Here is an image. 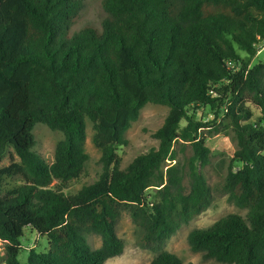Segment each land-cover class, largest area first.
Segmentation results:
<instances>
[{"label":"trees","instance_id":"obj_1","mask_svg":"<svg viewBox=\"0 0 264 264\" xmlns=\"http://www.w3.org/2000/svg\"><path fill=\"white\" fill-rule=\"evenodd\" d=\"M81 8L82 0H0V163L18 158L0 166L5 263L105 264L124 250L116 223L127 212L138 245L156 253L150 264H193L163 246L212 200L201 172L208 123L189 113L201 105L214 110L216 130L218 117L233 126L241 166L224 188L247 212L192 229L187 242L212 264H264V60L250 65L264 46V0H103L101 30L71 32ZM246 102L260 109L257 119ZM148 103L169 108L157 146L121 168L117 149ZM86 119L102 171L65 194L88 159ZM38 123L62 134L51 163L32 149ZM184 142L193 153L179 163L175 145ZM26 227L48 250L30 248L22 263ZM87 234L100 237L98 248Z\"/></svg>","mask_w":264,"mask_h":264},{"label":"rangeland","instance_id":"obj_2","mask_svg":"<svg viewBox=\"0 0 264 264\" xmlns=\"http://www.w3.org/2000/svg\"><path fill=\"white\" fill-rule=\"evenodd\" d=\"M102 1L82 0V8L78 17L70 25V31L75 32L83 27H92L100 31L101 22L105 16L102 9ZM240 53L245 56V52L240 51ZM262 60H264V46L260 47L259 52L251 59L250 65L252 66ZM222 83L219 82L217 85H222ZM245 105L253 113L252 120L260 116V109L256 105L251 102H246ZM168 110L167 106L152 103H148L141 108L137 120L131 124L124 134V138L127 141L126 144L119 146L117 149L121 168H125L137 155L157 146L158 142L153 137V133L163 123ZM189 113L194 119L208 123L201 129V133L210 149V156L208 164L201 168V172L211 187L212 200L203 212L195 216L187 224H183L171 235L164 243L163 248L180 257L185 263L212 264V259H206L202 256V253L194 252L190 249L187 235L190 230L207 228L228 214L235 213L245 217L247 209L235 206L224 188L228 170L239 168L241 164L233 159L238 145L235 131L229 119L218 117L216 121L218 129L216 130L213 124H209L214 118V110L197 105L196 108L190 109ZM185 124L186 120H182L181 125L184 126ZM94 133L92 123L89 119H86L84 148L88 154V159L85 163L84 172L77 179L69 181L62 187V191L65 194L76 193L84 184L94 182L102 171L99 160L100 150L93 142ZM33 134L36 141L32 148L33 151L39 154L46 162L51 163L54 159L56 143L62 138V134L59 131L51 130L43 123H38L34 126ZM175 149L179 163H187L193 153L190 144L188 142L177 143ZM11 157L18 161L15 155L6 154L0 166L8 165L11 162ZM167 163H169V160H167ZM183 183L185 186L189 185L186 173H184ZM55 184H57V181H54L51 186ZM152 192L153 189L147 190L148 194ZM116 231L117 235L124 241V250L120 255L106 260L105 264H150L156 253L138 245L136 227L127 212H122L118 218ZM87 241L93 249L98 248L101 243L100 237L95 234H87ZM21 243L23 249L19 253L18 258L22 263L26 262L30 248L37 252L48 250L46 237L38 235L35 230L29 227L24 228Z\"/></svg>","mask_w":264,"mask_h":264},{"label":"built area","instance_id":"obj_3","mask_svg":"<svg viewBox=\"0 0 264 264\" xmlns=\"http://www.w3.org/2000/svg\"><path fill=\"white\" fill-rule=\"evenodd\" d=\"M6 241L0 238V264H6L4 260Z\"/></svg>","mask_w":264,"mask_h":264}]
</instances>
